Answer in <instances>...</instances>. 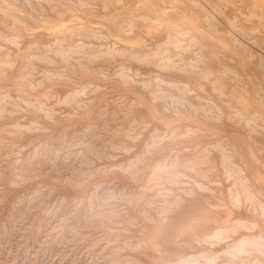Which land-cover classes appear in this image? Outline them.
<instances>
[{
  "label": "rangeland",
  "instance_id": "rangeland-1",
  "mask_svg": "<svg viewBox=\"0 0 264 264\" xmlns=\"http://www.w3.org/2000/svg\"><path fill=\"white\" fill-rule=\"evenodd\" d=\"M102 1L0 0V264H211L264 218V0Z\"/></svg>",
  "mask_w": 264,
  "mask_h": 264
},
{
  "label": "bare ground",
  "instance_id": "bare-ground-1",
  "mask_svg": "<svg viewBox=\"0 0 264 264\" xmlns=\"http://www.w3.org/2000/svg\"><path fill=\"white\" fill-rule=\"evenodd\" d=\"M104 1V2H103ZM102 1V3H103V5H102V8H107V3H106V1L105 0H103ZM119 1V0H118ZM213 4V3H212ZM217 6H214L213 5V8H216ZM218 8V7H217ZM216 12H218V11H216ZM240 13V12H239ZM121 14L119 13L117 16H111L109 19H108V22H109V24H108V27H110V30H113V31H116V32H120V33H122V32H124L126 29H127V26H125L124 24H123V19H120L121 17ZM136 16H138V17H140V19H141V17H143V15H140V14H138V15H136ZM224 17V16H223ZM132 19V18H131ZM129 20V23H131L133 20ZM139 19V18H138ZM141 20H143V19H141ZM226 20H227V22L233 27V29H235L234 27H236V26H238L237 24H236V22H235V20L233 19V18H230V17H226ZM155 21V20H154ZM210 20H208L207 19V22L209 23L208 25H209V27L211 28V27H214L213 26V24L211 23V22H209ZM227 23V24H228ZM228 24V25H229ZM130 25V24H129ZM164 25V24H163ZM171 25V24H170ZM169 25V26H170ZM68 28V27H67ZM249 28H245L244 26H243V28H242V32H243V34H245V35H247L248 34V32L246 31V30H248ZM67 30V29H66ZM69 30H70V28H69ZM72 30V29H71ZM237 30H239V29H237ZM239 30V31H240ZM68 31V30H67ZM83 31V30H82ZM236 31V30H235ZM240 31V32H241ZM69 32V31H68ZM86 32H87V30H86ZM89 32V31H88ZM92 32V31H91ZM67 33V32H66ZM65 33V34H66ZM69 33H71V32H69ZM69 33H68V35H69ZM73 33V32H72ZM76 33V32H75ZM78 33V32H77ZM89 34H90V32H89ZM95 34V33H94ZM180 34V32H178V31H173V32H169V31H167L166 32V35L168 36V38H169V40H172V42L171 43H174L175 44V46H177L178 44H179V41H178V35ZM67 35V34H66ZM193 38V37H192ZM256 39V38H255ZM238 42V41H237ZM174 44H173V46H174ZM157 51H159V50H157ZM154 52V51H153ZM152 52V53H153ZM156 52V51H155ZM165 52V51H164ZM180 55V54H179ZM178 55V56H179ZM152 57H153V55H151ZM198 56V55H197ZM60 57L61 58H66L65 57V54L64 53H61L60 54ZM155 57H157V55L155 56ZM155 59V58H154ZM197 63V62H196ZM164 64V63H163ZM80 66V65H79ZM192 67V66H191ZM81 68V67H80ZM185 68V67H184ZM171 69V68H170ZM191 69V68H190ZM83 70V69H82ZM178 92V91H177ZM198 107V106H197ZM235 110V109H234ZM246 122V121H245ZM249 124V123H248ZM221 157V156H220ZM227 161V160H226ZM225 162V161H224ZM234 165V164H233ZM245 170V169H244ZM235 184V183H234ZM248 191V190H247ZM247 193V192H246ZM246 196H248V195H246ZM247 198H249V197H247ZM253 198V197H252ZM253 200V199H252ZM258 200V199H257ZM255 202V201H254ZM263 201H261V203H262ZM249 203V202H248ZM260 203V204H261ZM254 204V203H253ZM256 204H258V203H256ZM258 205V207L259 206H261V205ZM255 205V204H254ZM253 207V206H252ZM247 208V207H246ZM249 209V208H248ZM253 209H256V208H254L253 207ZM259 209V212L261 213V211H262V213H264V209H262V207H261V211H260V208H258ZM257 209V210H258ZM241 210V209H240ZM255 210H252V212H254ZM256 212V211H255ZM257 214V213H256ZM237 215V214H236ZM238 215H240V214H238ZM257 216V215H256ZM259 216H260V214H259ZM259 216H257V217H259ZM264 217V214L262 215V218ZM236 218V217H235ZM245 218V217H244ZM251 218V217H250ZM237 219H238V217H237ZM237 219H235V220H237ZM260 219V218H259ZM230 220H233V219H230ZM249 220V219H248ZM253 220V219H252ZM254 221V220H253ZM253 221H252V223H253ZM243 222L245 223V221L244 220H238L236 223H228L227 225H226V227H224V228H226L225 230H224V232L221 230H219L220 231V234L221 235H219V237H217L218 236V234H217V232H219L218 231V227L216 228L217 230H213V234L212 233H210L209 235L210 236H212V239L210 240V243H209V245H211V243H213V242H216V240H220V243L222 242L223 244L222 245H220L219 243V247L220 248H218L219 250H220V252H221V254H220V257L218 256V254L217 255H215V253H216V251H218V250H216V248H214V249H212V254H213V256L215 257L214 259H212L213 258V256H210V258H209V262L211 261L212 263L211 264H264V218L263 219H261L260 220V222L258 221V220H255V222L253 223V224H251L252 225V227H254V228H251V225H250V227H248V225H249V223H247L248 225H243ZM233 225V226H232ZM218 226H221V224L220 225H218ZM225 226V225H224ZM214 227H212V229H213ZM222 228V227H221ZM220 227H219V229H221ZM243 228V229H242ZM211 229V230H212ZM244 230V229H249V230H251L252 229V231L250 232V233H244V232H242V230ZM223 232V233H222ZM230 238V239H229ZM226 239H229V241H231L230 243H225V241H226ZM228 240H227V242H229ZM218 242V241H217ZM217 245V244H216ZM217 247V246H216ZM211 248V247H210ZM213 248V247H212ZM207 253H210V252H208V250H207ZM211 254V253H210ZM209 254V255H210ZM234 256L235 255V257H236V255H237V257H236V260L234 261V259L232 260L229 256ZM208 257V255L206 256V258ZM212 257V258H211ZM192 258V257H191ZM194 258V257H193ZM205 258V260L206 261H208V258L206 259ZM217 258H220L219 260H217L216 261V259ZM182 259V258H181ZM180 259V260H181ZM188 260H189V258H187ZM179 260V261H180ZM191 260H193L194 262H195V260L194 259H191ZM182 261V260H181ZM205 261V262H206ZM186 262V261H185ZM185 262H184V260H183V263L185 264ZM188 263L190 262V261H187ZM186 262V263H187ZM208 262V263H209ZM177 263V262H176ZM175 263V264H176ZM179 263V262H178ZM177 263V264H178ZM183 263H179V264H183ZM196 263V262H195ZM210 264V263H209Z\"/></svg>",
  "mask_w": 264,
  "mask_h": 264
}]
</instances>
